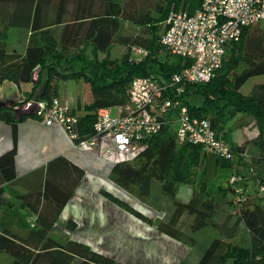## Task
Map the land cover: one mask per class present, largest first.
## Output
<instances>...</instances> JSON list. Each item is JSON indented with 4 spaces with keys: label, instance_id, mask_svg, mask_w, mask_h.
I'll return each mask as SVG.
<instances>
[{
    "label": "trees",
    "instance_id": "1",
    "mask_svg": "<svg viewBox=\"0 0 264 264\" xmlns=\"http://www.w3.org/2000/svg\"><path fill=\"white\" fill-rule=\"evenodd\" d=\"M201 1L0 0V87L5 82L15 86L29 84L37 73L40 79L26 94L27 98L38 92L42 101L50 102L59 99V83L82 81L89 90L90 100L77 107L83 114L76 115L79 119L75 128L76 143L86 140L93 135L99 109L128 102L133 79L155 75L165 84L172 74L190 65L181 57L163 53L165 49L160 40L171 9L192 15ZM125 22L142 29L143 36H122ZM12 28L30 32L21 53L7 49ZM114 44L123 45L128 53L131 48L138 47L146 51V55L139 61L128 53L120 59L112 58L109 50ZM89 50L95 67L102 72L93 77L86 73L83 63ZM79 60L83 66L77 70L75 64ZM257 76H264V28L259 24L243 29L240 39L228 47L216 75L207 83L185 85L179 101L191 118L208 120L216 136L231 147L232 157H216V165L240 176L244 182L238 185L242 188H246L248 180L256 183V196L264 201V194H258V187L264 185V83L253 85L247 94L240 91L250 78ZM196 97L202 98L200 106L190 103V99ZM29 117L38 120L34 112L18 115L15 106H0V121L10 126L13 134L12 148L0 155V252L10 258L8 264H72L75 260L78 264H118L86 245L69 239L62 242L51 235L72 190L65 193L60 185L48 179L45 193L40 197L36 194L16 196L21 201L20 207L33 213L34 227L25 236L11 231L18 212L4 198L5 185L15 177L17 126ZM237 117L242 118L240 124L227 127ZM246 117L250 122L245 121ZM169 120L159 133L143 140L144 148L132 162L114 163L109 179L141 202L149 199L153 181L160 184V193L165 197H175L181 184L191 187V199L187 203L174 201L165 219L155 226L166 237L192 247L195 239L191 234L207 226L208 219L216 213L219 199L226 200V195L233 194L234 190L228 185L218 187L214 193L209 191L203 180L205 171L197 173L204 166L207 154L200 146L179 143L176 129ZM251 123L256 136L241 145L232 143L230 136L236 128ZM249 146L255 151L247 162L243 155L248 153ZM82 174L79 172L76 182ZM59 179H66V175L55 173L53 180ZM100 194L135 218L154 225L149 217L108 191L102 189ZM239 206L238 220L248 231L249 245L214 239L195 264H264V203L246 197ZM184 217H190L188 232L181 229ZM75 227L73 221L65 225L68 231Z\"/></svg>",
    "mask_w": 264,
    "mask_h": 264
},
{
    "label": "built area",
    "instance_id": "2",
    "mask_svg": "<svg viewBox=\"0 0 264 264\" xmlns=\"http://www.w3.org/2000/svg\"><path fill=\"white\" fill-rule=\"evenodd\" d=\"M262 22L264 0H202L192 15L171 9L160 43L168 53L189 61V66L172 74L165 84L153 77L133 79L128 102L115 107L116 117H111V108L99 109L93 135L77 143L75 128L79 119L60 99L41 101L34 114L43 125L60 127L78 147H95L101 139H108V155L115 163L132 162L144 148L143 140L159 133L169 118L179 143L197 145L206 154L230 159L229 144L216 136L208 120L191 118L179 97L185 85L209 82L221 67L228 47L240 39L242 30ZM145 55L146 51L136 49L133 58L139 61ZM238 181L237 176H232L228 182L233 194L242 197L245 188ZM258 194H264V185L258 187Z\"/></svg>",
    "mask_w": 264,
    "mask_h": 264
},
{
    "label": "crops",
    "instance_id": "3",
    "mask_svg": "<svg viewBox=\"0 0 264 264\" xmlns=\"http://www.w3.org/2000/svg\"><path fill=\"white\" fill-rule=\"evenodd\" d=\"M39 79V75L34 73L33 80L29 84L15 86L5 82L0 87V106H15L18 115L34 112L42 101L39 93L37 92L31 98H27L26 94L32 90ZM59 98L66 103L72 102L73 107L69 106L72 112H74V106L83 104L73 93H68L66 97L59 93ZM82 114L81 110L77 116ZM250 129L251 136L244 143L256 136V129ZM231 142L237 145L243 144L232 140ZM108 145H110L108 139L103 138L98 146L78 147L60 127H47L37 119L26 118L17 126L15 177L5 185L4 198H9V202L13 204V209L17 210L18 214L19 210L29 211L27 208L20 207L21 201L16 196L36 194L40 197L45 193V182L48 179L52 184L60 185L61 191L65 193L72 190V195L53 229L60 228L68 235L69 240L91 248L100 245L113 246L118 239L122 241L121 245L124 244L129 248L126 253L133 258L145 261L146 254H149L150 257L147 258L149 263L132 260L133 264H176L180 260L183 262L182 260L190 254L187 246L177 244L178 241L159 233L155 225L145 224L100 194V190H106L144 216L149 218L156 216L146 205L110 181V170L115 162L108 155ZM12 146V129L8 124L0 121V155L10 150ZM251 150L252 153L255 151ZM79 172L83 174L80 181L76 182ZM55 173L65 174L66 179L53 180ZM187 193L191 195L192 190ZM29 213L33 215L31 211ZM69 221L75 222V230L68 231L65 228ZM14 223L13 221L10 227L12 232L20 236L28 233H19ZM99 230L106 232L103 239L97 234ZM246 232L248 233L247 230ZM248 240L250 241L249 234ZM249 241L246 246L249 245ZM148 247L152 251L147 250ZM106 256L112 257L116 262H122L119 258Z\"/></svg>",
    "mask_w": 264,
    "mask_h": 264
},
{
    "label": "rangeland",
    "instance_id": "4",
    "mask_svg": "<svg viewBox=\"0 0 264 264\" xmlns=\"http://www.w3.org/2000/svg\"><path fill=\"white\" fill-rule=\"evenodd\" d=\"M259 26L264 28V22L260 23ZM143 30L140 29L138 26H135L133 24L124 23L122 28V36L125 37H137V36H143L142 34ZM30 35V32L26 29H20V28H12L9 30V37L7 41V49L8 51H15L18 53H21L24 50V47L26 45L27 39ZM160 44V43H159ZM136 49H139L138 47H133L128 50L123 45L114 44L111 49L109 50V55L112 58L120 59L124 56V54L128 53L131 58L134 56V51ZM228 52V51H227ZM163 53H168L166 50L163 51ZM102 58V55L100 56ZM143 58V57H141ZM84 66L86 68V73L90 76H95L97 73L100 72V69L95 67L96 63L92 61V55L91 51L89 50L85 57ZM134 59V58H133ZM135 60V59H134ZM82 60L77 61L75 64V68L77 70H80L82 67ZM153 78L157 79L155 75H152ZM258 83H264V76H257L250 78L240 89L241 93L247 94L253 87V85ZM59 93L63 96H67L68 93H73L74 96L79 97V100L89 101L90 95L89 90L86 87V85L83 84L82 81H68V82H61L59 83ZM60 99V98H59ZM62 101V100H61ZM63 104H66L67 106H72V102H63ZM190 103L193 105L200 106L202 103L201 97H196L190 99ZM71 108V107H70ZM79 109L74 106V114L78 115L80 114ZM118 111L115 107L111 108V117H116ZM241 118V117H240ZM242 119V118H241ZM239 117L235 118V121L229 122L227 127H235L238 125L239 121L241 120ZM250 118L246 117L245 121L248 123ZM240 124V123H239ZM253 124H249L248 126H245L243 128H236L235 132L231 135V140L234 142H242L251 136V129H255ZM175 127V125H173ZM250 141V140H249ZM248 142V141H247ZM249 151L245 154V158L247 162L251 160L250 156L254 153H252V147H248ZM216 156L213 154H207L204 161V166H201L199 168V171L197 170L198 174H201L202 170L205 171V175L203 177V180L208 186V189L211 193H214L217 191L218 187L222 186L223 188L228 187L229 180L233 176H237L239 178V183H243L244 181L241 180V177L238 176L236 173L231 174V171L228 169L221 168L216 165ZM249 181V180H248ZM247 181V182H248ZM245 183V193L242 197H237L236 195H233L229 193L227 196V199L223 201V199H219L218 204L216 206V213L207 221V226L203 229H201L198 232H195L191 234V236L195 239V244L191 247L189 245H186L181 242H177L179 245H185L190 249V254L186 256L187 258L185 260H182L185 263L189 264H195L200 256L203 254V252L206 250V248L209 246V244L214 239H220L225 242H229L232 244H240L243 246H246L248 243V233L246 232V228L242 222L238 220V208L241 202H243L244 196L249 197L251 201L258 202L260 204L264 203V201L259 200L260 196H256L255 193V187L256 183H252L249 181V183ZM123 190V189H122ZM191 187H188L186 185H179L178 191L175 197H165L160 193V184L157 181H153L151 184V192L149 199L147 202H141L142 204L146 205L149 210H151L155 215H153L152 222L154 225H156L158 222L162 221L166 217V211L171 208V205L174 201H182V202H188L191 199V195L187 192H191ZM126 192V191H125ZM127 193V192H126ZM131 195L130 193H128ZM188 195V196H186ZM133 196V195H131ZM262 196V194H261ZM134 197V196H133ZM136 198V197H134ZM9 199V198H8ZM137 199V198H136ZM138 200V199H137ZM139 201V200H138ZM233 201V202H231ZM231 202V203H230ZM184 221H182L181 229L183 232H188L189 224H190V217H184ZM15 228L19 231V233H26L28 232L32 227L31 224L35 225L34 216L30 215L29 211H21L19 210L18 217L14 221ZM146 224V223H145ZM148 225V224H147ZM150 226V225H149ZM105 231L99 230L97 233L100 235V238L103 239L105 237ZM51 235L59 240V241H66L69 239L68 235L60 230V228H57L55 230H52ZM121 240H115V245L113 246H107V245H100L95 247H89L92 251H95L97 253H104L102 255L106 256H113L116 258H119L122 262H118V264H129L132 263V260L134 261H143L146 263H149V260L147 259L149 254H146L145 261L138 258H133L132 255L129 253H126L129 251V248L125 246L124 244L121 245ZM102 244V242L100 243ZM147 250H151V248H147ZM185 250V249H184ZM108 257V256H107ZM112 258V257H111ZM113 259V258H112ZM128 262H125V261ZM10 261V258H8L7 255L0 252V264H8ZM181 262V260H180ZM79 261L75 260L72 264H78ZM135 264V263H134ZM143 264V263H141Z\"/></svg>",
    "mask_w": 264,
    "mask_h": 264
},
{
    "label": "bare ground",
    "instance_id": "5",
    "mask_svg": "<svg viewBox=\"0 0 264 264\" xmlns=\"http://www.w3.org/2000/svg\"><path fill=\"white\" fill-rule=\"evenodd\" d=\"M159 262H160V259H159Z\"/></svg>",
    "mask_w": 264,
    "mask_h": 264
}]
</instances>
